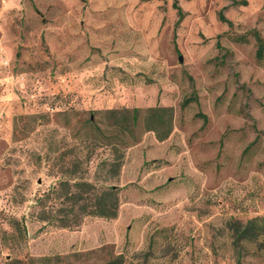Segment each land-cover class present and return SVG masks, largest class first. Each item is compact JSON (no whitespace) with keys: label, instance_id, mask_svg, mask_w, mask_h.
<instances>
[{"label":"rangeland","instance_id":"1","mask_svg":"<svg viewBox=\"0 0 264 264\" xmlns=\"http://www.w3.org/2000/svg\"><path fill=\"white\" fill-rule=\"evenodd\" d=\"M233 1L0 0V264H264L235 233L264 220V0ZM85 182L119 214L63 227Z\"/></svg>","mask_w":264,"mask_h":264},{"label":"trees","instance_id":"2","mask_svg":"<svg viewBox=\"0 0 264 264\" xmlns=\"http://www.w3.org/2000/svg\"><path fill=\"white\" fill-rule=\"evenodd\" d=\"M233 4H241V5H247L246 0H242L241 2L233 1ZM175 8L178 10V21L176 23V27L181 23V21L184 18V14L180 8H178L175 5ZM219 20L223 23L229 24V26H232V23L227 20L223 14V11L219 14ZM256 44H257V51H256V57L259 62H262L264 60V39L257 33L254 32ZM240 41H245L244 38H240ZM198 101V98L196 95L193 94V96L186 98L182 103V108H186L191 102ZM198 117H201L204 119V122L207 121V116L202 113L197 114ZM256 142V141H255ZM253 142L247 150H245V153H247L250 150V147L254 145ZM63 186H66L69 188L71 187L69 184H62ZM75 186L78 188L75 192L69 193V202L61 201L60 205L62 206V210L60 211L62 213L61 218L59 221L62 223L61 225L63 227H67L69 225V214H74L75 217H79V215L82 216H93V217H99V218H105L108 220L117 218L119 214L120 209V198L118 194V189L115 187L108 188L107 190L103 191V193L99 194V192H92L95 191V186L90 183H80L75 184ZM92 192V197L88 199L86 202V199L83 197V193H90ZM45 200L46 196L39 198L37 203L41 206H43V209H45ZM69 205L68 207L65 205ZM77 207V209H76ZM71 208L70 210H68ZM235 233H236V241L242 242L246 240L253 239L255 237H258L260 235L264 234V220L260 217L254 218L252 220H249L244 226H237L235 227ZM105 264H123V258L122 256H118L115 259H112L108 261Z\"/></svg>","mask_w":264,"mask_h":264},{"label":"water","instance_id":"3","mask_svg":"<svg viewBox=\"0 0 264 264\" xmlns=\"http://www.w3.org/2000/svg\"><path fill=\"white\" fill-rule=\"evenodd\" d=\"M180 61H182V60L180 59Z\"/></svg>","mask_w":264,"mask_h":264},{"label":"built area","instance_id":"4","mask_svg":"<svg viewBox=\"0 0 264 264\" xmlns=\"http://www.w3.org/2000/svg\"><path fill=\"white\" fill-rule=\"evenodd\" d=\"M8 1V0H7Z\"/></svg>","mask_w":264,"mask_h":264}]
</instances>
